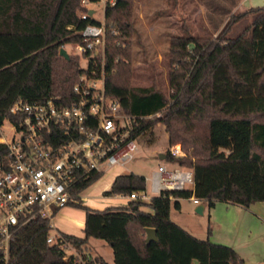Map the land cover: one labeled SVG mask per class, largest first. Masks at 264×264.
Listing matches in <instances>:
<instances>
[{"label": "trees", "instance_id": "1", "mask_svg": "<svg viewBox=\"0 0 264 264\" xmlns=\"http://www.w3.org/2000/svg\"><path fill=\"white\" fill-rule=\"evenodd\" d=\"M80 0H0V123L14 119L9 106L18 98L40 101L70 99L81 68L77 54H59L67 42L80 41L75 32L93 17ZM247 12L251 23L227 36L230 20ZM132 0H114L104 7L105 78L108 93L138 117L135 137L153 135L161 122L168 144L179 143L190 155L165 158L192 168L193 186L161 189L148 201L128 199L124 205L92 208L78 193L98 179L89 172L70 188L84 210L82 236L60 231L65 240L82 249L88 237L108 242L114 264H244L227 244L198 238L171 219L178 198L194 195L207 206L227 201L243 206L264 200V5L234 15L213 39L172 37L169 43V97L151 86H132L130 37ZM69 26V27H67ZM115 30L112 32V30ZM194 40L190 49L189 41ZM160 115L146 118L148 115ZM8 159L0 142V164ZM145 177L121 172L112 178L105 195H125L142 189ZM155 228L156 240L145 241V227ZM47 218L34 216L19 225L10 241L6 264H76L62 258L58 241L47 242ZM89 264H108L94 255Z\"/></svg>", "mask_w": 264, "mask_h": 264}, {"label": "built area", "instance_id": "2", "mask_svg": "<svg viewBox=\"0 0 264 264\" xmlns=\"http://www.w3.org/2000/svg\"><path fill=\"white\" fill-rule=\"evenodd\" d=\"M94 1L99 0H80L87 9L80 16L93 17L97 22H88L75 31L80 41L67 42L82 58L72 98H18L8 109L14 119L6 118L10 136L3 134L0 123V142L6 144L8 156L4 166L0 164V264L7 263L9 244L19 225L40 216L47 218L50 229L56 210L76 201L70 188L80 177L89 172L101 173L113 164L124 165L138 151L137 137L132 132L141 117L127 112L104 85V7L114 0H101L100 17H96L94 7H87ZM166 151L175 158L187 155L179 143L169 144ZM192 186L191 167L159 163L152 171L148 187L145 182L142 189L124 196L148 201L161 189ZM189 198L193 203L201 201L194 195ZM46 241L59 242L64 260L89 264L94 257L88 249H77L65 240L58 229L49 231Z\"/></svg>", "mask_w": 264, "mask_h": 264}, {"label": "rangeland", "instance_id": "3", "mask_svg": "<svg viewBox=\"0 0 264 264\" xmlns=\"http://www.w3.org/2000/svg\"><path fill=\"white\" fill-rule=\"evenodd\" d=\"M181 1L132 0L131 24L133 33L130 37L123 38L126 42L130 41V85L151 86L164 93L166 97H169L171 92L168 79L169 71L173 67L176 68L170 62V39L188 35H191L194 39H213L230 18L242 12L229 13L232 7V0H186L185 6H181ZM214 1H219L216 6L215 4L213 5ZM220 1H222V4H220ZM87 7H94L96 9V17L101 16V0L88 3ZM78 13L80 14L81 11ZM253 15V13L247 12L230 20L226 35L234 36L243 31L251 23ZM194 42L196 41H189L190 49L194 48ZM63 47L68 54H75L68 43H64ZM78 63H82L80 56ZM158 115L160 113L148 115L146 118H153ZM1 130L6 137L11 135L9 122L6 119L1 124ZM152 131L153 135L148 138L144 136L137 138L138 151L131 160L124 165L113 164L104 167L100 177L78 193L82 204L92 208L124 205L128 201L126 196L103 194L114 175L121 172L141 174L146 178L145 182L148 187L152 171L159 163H164L166 166L176 165L174 161L167 158H159L158 156L161 152L165 153L169 145L164 125L161 122H155ZM190 150L191 147L186 152L187 156L190 155ZM184 203L188 207L193 206L189 201ZM190 213L192 217L201 219V216L194 211ZM83 217V208L65 204L59 207L53 215L50 221L53 227H50V231L53 232L58 229L81 236L83 234ZM87 246L92 254L101 255L105 260H109L112 257L110 245L101 238L89 237Z\"/></svg>", "mask_w": 264, "mask_h": 264}, {"label": "crops", "instance_id": "4", "mask_svg": "<svg viewBox=\"0 0 264 264\" xmlns=\"http://www.w3.org/2000/svg\"><path fill=\"white\" fill-rule=\"evenodd\" d=\"M185 1L180 2L181 6H185ZM218 2L213 5L216 6ZM262 5H264V0H232L229 13L241 12L249 7ZM178 201L179 208L171 206L169 215L192 235L198 238L208 237L212 242L230 245L243 259L244 264H257V262L264 261V200L253 201L247 206L220 200L207 206L202 201L193 203L189 197H180ZM185 201L191 202L193 206L188 207ZM199 204L203 205L201 213L194 210ZM192 211L201 216V219L192 217L190 213ZM87 241L84 245L86 249H88ZM105 261L108 264H114L113 254L111 259Z\"/></svg>", "mask_w": 264, "mask_h": 264}, {"label": "water", "instance_id": "5", "mask_svg": "<svg viewBox=\"0 0 264 264\" xmlns=\"http://www.w3.org/2000/svg\"><path fill=\"white\" fill-rule=\"evenodd\" d=\"M59 54L64 56L65 58H68V53L66 51V49L64 47H59ZM159 158H165V153L164 152H161L158 154ZM202 208H203V205L202 204H199L197 205L194 210L198 213H201L202 212ZM145 241L148 242L150 240H156L157 237H156V233H155V228L152 227V226H146L145 227Z\"/></svg>", "mask_w": 264, "mask_h": 264}]
</instances>
